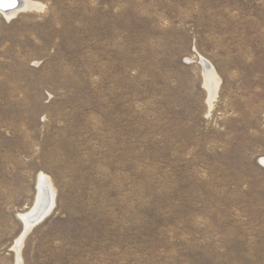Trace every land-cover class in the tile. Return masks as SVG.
Listing matches in <instances>:
<instances>
[{
    "label": "rangeland",
    "instance_id": "rangeland-1",
    "mask_svg": "<svg viewBox=\"0 0 264 264\" xmlns=\"http://www.w3.org/2000/svg\"><path fill=\"white\" fill-rule=\"evenodd\" d=\"M35 1L0 13V264H264V0Z\"/></svg>",
    "mask_w": 264,
    "mask_h": 264
},
{
    "label": "bare ground",
    "instance_id": "bare-ground-1",
    "mask_svg": "<svg viewBox=\"0 0 264 264\" xmlns=\"http://www.w3.org/2000/svg\"><path fill=\"white\" fill-rule=\"evenodd\" d=\"M2 2L3 0H0V3ZM16 3L18 5L14 6L13 8H10L13 5L3 6V8H7V9L4 10L0 8V13L4 14L6 17H10L14 15L16 12H18L19 10L40 9L42 7V4L35 0H15L14 5ZM200 60L204 68V77H205L204 84L208 88V93H209L208 101L210 102L212 100V97L216 96V92H217L218 85L220 83V79L214 67L207 60L203 58H200ZM37 188H38L37 190L38 193L36 196V202H35L34 207L30 211L20 214V217H22L23 219L24 230L21 236L17 239L15 243V247H14L16 248V253H17L16 259L18 260V262L20 261V257H21L20 250H21V245H22L24 236L31 229V227L35 225V223H37L41 218H43L52 209L54 205V190H53V187L51 185V182L48 176L44 174L39 175V186ZM42 208L44 209V211H42V214L39 215L38 211L39 209L41 210ZM37 214L39 216H37Z\"/></svg>",
    "mask_w": 264,
    "mask_h": 264
},
{
    "label": "snow or ice",
    "instance_id": "snow-or-ice-1",
    "mask_svg": "<svg viewBox=\"0 0 264 264\" xmlns=\"http://www.w3.org/2000/svg\"><path fill=\"white\" fill-rule=\"evenodd\" d=\"M15 0H3L2 3H0V7H3L5 5L12 6L14 5Z\"/></svg>",
    "mask_w": 264,
    "mask_h": 264
},
{
    "label": "water",
    "instance_id": "water-1",
    "mask_svg": "<svg viewBox=\"0 0 264 264\" xmlns=\"http://www.w3.org/2000/svg\"><path fill=\"white\" fill-rule=\"evenodd\" d=\"M16 5H18L17 3L15 4V5H13L12 7H10V8H13L14 6H16ZM0 8H2V9H7V8H3V7H0ZM42 211H44V209L42 208L41 210L39 209V211H38V213H39V215L40 214H42ZM38 214H37V216H39ZM30 217V216H29ZM21 218V220L23 221V219H22V217H20Z\"/></svg>",
    "mask_w": 264,
    "mask_h": 264
}]
</instances>
